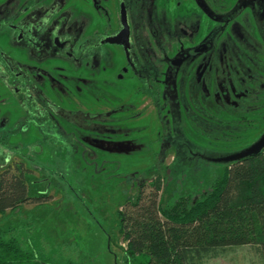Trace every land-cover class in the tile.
I'll return each instance as SVG.
<instances>
[{
    "label": "flooded vegetation",
    "instance_id": "obj_1",
    "mask_svg": "<svg viewBox=\"0 0 264 264\" xmlns=\"http://www.w3.org/2000/svg\"><path fill=\"white\" fill-rule=\"evenodd\" d=\"M245 14L251 17L246 16L248 23L238 20ZM125 25L128 41L117 40ZM104 47L115 54L105 57ZM240 47L246 59L234 53ZM263 50L264 0H0V107L38 134L43 125L56 129L61 122V137L52 139L53 145L74 140L112 153L130 144L107 140L100 136L106 129L90 125L102 114L141 113L137 104L125 101L127 94L149 101L157 116L174 108L179 112L181 103H194L193 97L204 100L195 102L200 109L211 111L232 94L230 104L239 108L236 99L259 94L262 75L236 61L262 65ZM107 62L115 71L106 70ZM238 66L241 90L233 85ZM105 79L125 80L135 89L118 90L122 104L107 111L73 108L76 100L83 104L90 98L87 91L95 90L96 82L107 84ZM41 104L59 122L42 112ZM74 116L75 129L67 125ZM6 125L0 118V128Z\"/></svg>",
    "mask_w": 264,
    "mask_h": 264
},
{
    "label": "rangeland",
    "instance_id": "obj_2",
    "mask_svg": "<svg viewBox=\"0 0 264 264\" xmlns=\"http://www.w3.org/2000/svg\"><path fill=\"white\" fill-rule=\"evenodd\" d=\"M246 16L238 20L248 23ZM248 20L251 21L250 16ZM249 26L252 29L253 25ZM240 50L245 53L241 47L234 49V53L246 59ZM103 52L105 57L115 54L110 47H104ZM260 55L264 62V50ZM236 63H249L250 68L260 70L264 76V63ZM105 68L115 71L110 62L105 63ZM237 68L239 73L237 71V77H233V85L241 90L244 85L240 86L236 78H241L242 70L240 66ZM262 76L259 94L244 98L242 103L236 99L239 108H232V94L229 101L219 100L211 111L200 109L198 105H203L204 100L193 97L194 103H181L179 112L174 108L157 116L150 109L149 101L133 93L127 94L125 101L137 104V111L141 113L132 109L125 113L102 114L99 121L96 119L90 125L106 129L107 132H101L100 136L107 140L127 141L131 146L112 153L99 152L75 142L68 146L53 145V137H61L59 129L64 125L59 122L60 117L43 104L40 105L42 112L60 123L56 129V125L38 124L43 132H34L47 136L45 141L40 140L23 118L8 113L5 106L0 107V118L7 122L0 128V153L9 154H0V171L8 164L23 163L31 169L32 194L44 197L38 203L0 216V223L5 228L25 225L26 236L30 232L36 249H43V258L51 263H62L68 258L75 264H136L147 260L148 256L125 251L118 211L123 210L127 200L136 198L139 185H144V195L148 194L151 191L149 182L155 179L160 181L162 205L176 193H189L195 199L203 197L209 191L210 183L234 161L231 158L248 150L264 135ZM112 81L105 79L108 85L98 82L100 86L96 82L95 90L87 91L91 99H83V104L76 100L73 108L107 111L111 109L109 107L122 104L118 90L128 88L133 91L135 88L125 80L121 83ZM178 99L175 103L181 102ZM0 105H4V101L0 100ZM89 134L91 136L92 132ZM70 137H77V133ZM60 148L71 153L65 154ZM208 264H261V261L252 247H239L227 249L222 257L210 260Z\"/></svg>",
    "mask_w": 264,
    "mask_h": 264
},
{
    "label": "trees",
    "instance_id": "obj_3",
    "mask_svg": "<svg viewBox=\"0 0 264 264\" xmlns=\"http://www.w3.org/2000/svg\"><path fill=\"white\" fill-rule=\"evenodd\" d=\"M76 118L68 127L75 129ZM30 173L23 163L0 171V216L44 198L32 194ZM159 183L150 181L146 195L139 185L136 198L118 211L127 254L148 256L136 264H208L239 247H252L264 264V149L231 162L199 199L176 193L162 205ZM26 233L25 225L0 223V264H75L71 258L62 263L43 258V249Z\"/></svg>",
    "mask_w": 264,
    "mask_h": 264
},
{
    "label": "water",
    "instance_id": "obj_4",
    "mask_svg": "<svg viewBox=\"0 0 264 264\" xmlns=\"http://www.w3.org/2000/svg\"><path fill=\"white\" fill-rule=\"evenodd\" d=\"M123 21L125 22L124 17H123ZM127 32L128 31H127V28H126V25H125L123 27V29L121 30L120 34L117 36V40L121 39L123 41V39H125V41H128V36H127L128 33ZM113 42H117L118 43V41H113ZM263 149H264V135L253 146H251L248 150L244 151L243 153H241L239 155L234 156L231 159L235 161V160H238V159L243 158L245 156L259 153Z\"/></svg>",
    "mask_w": 264,
    "mask_h": 264
}]
</instances>
